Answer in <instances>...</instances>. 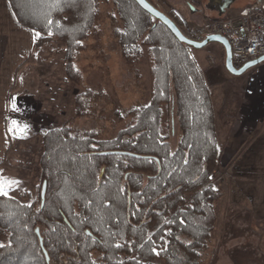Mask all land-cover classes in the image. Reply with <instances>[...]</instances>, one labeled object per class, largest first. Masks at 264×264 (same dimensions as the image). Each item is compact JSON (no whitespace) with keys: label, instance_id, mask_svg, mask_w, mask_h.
<instances>
[{"label":"trees","instance_id":"trees-1","mask_svg":"<svg viewBox=\"0 0 264 264\" xmlns=\"http://www.w3.org/2000/svg\"><path fill=\"white\" fill-rule=\"evenodd\" d=\"M8 2L34 33V51L59 44L65 79L81 87L78 62L100 39L111 7L119 55L129 63L145 58L149 86L147 101L123 110L111 138L74 124L103 116L101 87L74 96L73 117L42 135L35 195L22 202L0 194V264H198L215 228L221 191L212 175L222 147L210 86L190 46L134 0Z\"/></svg>","mask_w":264,"mask_h":264},{"label":"rangeland","instance_id":"rangeland-1","mask_svg":"<svg viewBox=\"0 0 264 264\" xmlns=\"http://www.w3.org/2000/svg\"><path fill=\"white\" fill-rule=\"evenodd\" d=\"M147 1L171 20L172 13L178 16L181 29L177 26L184 36L192 39L191 32H195L196 40L201 41L209 35L201 30L203 22L195 18L192 23L182 22L184 15L175 7L181 0ZM104 12L100 39L88 46L78 67L83 73V87H101L108 100L99 120L87 117L76 119L74 124L93 127L102 137L111 138L122 126L118 118L123 110L147 101L149 75L145 58L129 63L120 57L111 36L117 24L108 18L112 8ZM218 47L220 44L208 43L200 49L189 48L210 86L222 147L219 165L212 175L214 187L221 191L215 204V228L198 264H264V123L257 122L245 136L237 133L234 124L244 98L245 74L251 69L240 76L230 74L225 68L224 51L216 53ZM83 87L65 79L59 44L50 43L33 52L18 72L9 98L16 115L15 122L9 124L13 146L0 167V194L22 202H29L35 195L42 135L73 117V98ZM246 120L241 111L238 121L242 125ZM172 132L170 143L174 147L179 137L175 120ZM0 241H5L1 234Z\"/></svg>","mask_w":264,"mask_h":264},{"label":"crops","instance_id":"crops-1","mask_svg":"<svg viewBox=\"0 0 264 264\" xmlns=\"http://www.w3.org/2000/svg\"><path fill=\"white\" fill-rule=\"evenodd\" d=\"M181 1L175 7L184 15L182 22L188 20L192 23L196 19L204 23L209 19L234 16L241 8L255 0ZM191 33L194 37L196 36L195 32ZM34 40V33L17 22L8 0H0V167L4 165L13 146L9 124L15 122L16 112L9 106L10 94L18 72L34 52ZM221 51H224L222 46L216 49L217 55ZM245 75L247 78L244 82V98L239 107L242 116H245L247 120L241 125L238 121L239 112L234 124V127L239 130L237 133L240 132L241 136L253 130L252 127L257 122L264 123V63Z\"/></svg>","mask_w":264,"mask_h":264},{"label":"built area","instance_id":"built-area-1","mask_svg":"<svg viewBox=\"0 0 264 264\" xmlns=\"http://www.w3.org/2000/svg\"><path fill=\"white\" fill-rule=\"evenodd\" d=\"M201 30L224 37L231 48L232 65L240 68L264 55V0H255L234 16L206 20Z\"/></svg>","mask_w":264,"mask_h":264},{"label":"water","instance_id":"water-1","mask_svg":"<svg viewBox=\"0 0 264 264\" xmlns=\"http://www.w3.org/2000/svg\"><path fill=\"white\" fill-rule=\"evenodd\" d=\"M134 1L143 11L148 13L150 16H152L156 20L163 21L166 24V26L173 31V33L176 35V37L178 38V40L181 43H184V44H186L192 48H195V49L203 48L208 43L220 44L223 47L224 53H225V68L230 74H232L234 76H240V75L244 74L245 72H247L248 70L264 63V55H263L257 59H254V60H251V61L245 63L240 68H235L231 62L232 54H231L230 45L224 37H222L220 35H216V34H209V35H206L201 41L190 39V38L184 36L181 33V31L178 29V27L173 22L168 20V18L165 14H163V13L159 12L157 9H155L147 0H134ZM45 190H46V183L44 182L42 184L41 191H40L41 207H42L43 201H44Z\"/></svg>","mask_w":264,"mask_h":264},{"label":"snow or ice","instance_id":"snow-or-ice-1","mask_svg":"<svg viewBox=\"0 0 264 264\" xmlns=\"http://www.w3.org/2000/svg\"><path fill=\"white\" fill-rule=\"evenodd\" d=\"M49 23H51V21H49ZM36 38H39L38 34H36ZM13 183H15V182H13ZM117 247H119V245H117Z\"/></svg>","mask_w":264,"mask_h":264}]
</instances>
